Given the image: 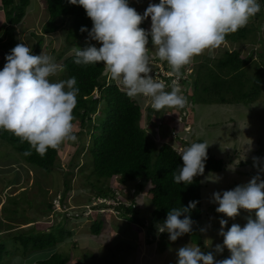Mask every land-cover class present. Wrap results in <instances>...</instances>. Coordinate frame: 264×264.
Segmentation results:
<instances>
[{
	"label": "rangeland",
	"instance_id": "obj_1",
	"mask_svg": "<svg viewBox=\"0 0 264 264\" xmlns=\"http://www.w3.org/2000/svg\"><path fill=\"white\" fill-rule=\"evenodd\" d=\"M128 2L130 7L143 15L150 4L159 3L160 0ZM25 12L21 23L13 25L9 22L10 17L0 0V70L6 63V56L11 53L12 48L6 47L5 44L12 37L16 45L24 43L32 49V53L41 39L40 54L44 51L52 55L60 65L65 58L75 54L74 49L82 48L84 45L83 39L74 48L67 46L72 23V19L69 18H59L57 21L59 29L52 34L43 35V28L50 20L46 0H29ZM258 14L259 18L253 17L247 24L253 31L246 40L236 43L225 42L217 49L205 50L183 67L185 68L183 76L166 69L164 63L167 62L156 57L149 37L151 75L160 82L162 79L160 74L164 77H174L177 85L179 82L187 81L183 87L186 92L183 90L181 93L188 102L183 111L181 108L166 107L150 120L148 111L145 110L148 106L151 107L150 98L135 97L137 103H147L143 107L141 126L153 137L158 146L168 143L179 153L185 148L184 142L188 144L199 140L206 142L209 145L207 158L211 156L223 160L226 164L227 170L224 172L202 175L203 218L193 223V226L199 227L201 231L203 229L200 236L181 237L171 244L163 238L164 236L162 237V233H157L153 241L152 236H147L146 228L132 224L116 211H111L108 206L113 207L114 203L109 199L98 198L96 189L97 186L115 188L119 186L118 179L97 182L92 174V166L88 164L91 138L88 134H79L80 124L77 121L74 124L77 140L66 141L59 146L57 167L48 174L17 158L9 145L0 144V243L3 242L9 252L2 264H40L56 253H62L68 259L67 264H177V250L191 243L199 245L205 254L212 252L217 260L228 258L230 252L227 248H224L222 253L215 251L217 244H223V237L219 235L220 220L228 221L227 228L233 224L243 227L249 216L255 219V211L241 209L237 217L228 218L216 211L218 204L214 203V193L233 190L237 186L247 184L257 175L264 179V103L200 104L201 91L197 96H193L194 99L190 96L194 93L193 82L198 76L194 75L197 71L194 69L204 65L202 68L205 74L207 66L215 68L211 60L215 61L225 52L237 50L243 59H250V64L246 68L247 77L255 75L257 65L264 66V11L261 9ZM140 26L150 31L151 18L146 19ZM94 42L96 47L101 46L97 41ZM167 66L169 68L168 64ZM52 79H67L66 72L63 71ZM172 81L167 79L168 84H165L167 91L171 90ZM108 82L113 83L109 80ZM98 97L96 93L95 98ZM191 102H194V105H191ZM105 105L102 103L99 106V112L93 118L103 116ZM153 120L157 126L151 125L150 121ZM101 121L102 118H97L95 125L99 126ZM257 157L259 160H254ZM67 180H70V190L62 199L63 193L66 192ZM130 185L132 187L120 185L116 191L118 194L121 193V196L117 195V198L127 206L134 204L139 216L148 221L152 212L149 194L151 186L146 185L142 192L134 193L137 183ZM50 206L53 207L52 211ZM96 221L103 222L102 232L104 236L108 235L107 241L100 240V237L93 233L92 226ZM49 231L55 233L59 239L56 246L44 250H30L25 255L14 240L18 234ZM143 249L146 250L144 255L149 261L140 256ZM88 253L94 256H88L80 263H72L73 257L78 261Z\"/></svg>",
	"mask_w": 264,
	"mask_h": 264
},
{
	"label": "clouds",
	"instance_id": "obj_2",
	"mask_svg": "<svg viewBox=\"0 0 264 264\" xmlns=\"http://www.w3.org/2000/svg\"><path fill=\"white\" fill-rule=\"evenodd\" d=\"M70 3L84 8L93 23L89 37L101 45L98 48L89 43L74 49L75 64L103 62L110 82L130 99L150 98L155 111L166 107L182 109L188 100L181 93L186 92L184 82L177 85L174 77L161 74L160 82L151 75L149 37L156 57L166 61L173 74H179L195 56L221 47L229 34L247 26L261 11L258 0H160L150 4L143 15L130 7L128 0H70ZM149 17L151 29L147 31L140 25ZM85 31L88 29L82 27L81 32ZM63 71L52 55L44 51L34 55L24 43L17 44L6 56L0 70V130L29 145L25 156L32 155L34 150L44 157L49 149L77 140L73 123L79 94L77 80L52 79ZM170 78L174 82L171 80V90L167 91L165 84ZM208 147L206 142H194L179 153L183 167L172 173L175 184L190 185L194 177L203 175ZM196 203L171 208L155 234L167 232L170 241L175 242L191 233L193 221L186 213ZM214 203L218 204L216 211L228 218L234 219L244 209L255 211V219L249 216L245 226L233 224L230 228L227 220H220L223 244H217L215 251L222 253L227 248L228 258L217 260L212 252L205 254L199 245L191 243L177 250V264H264V179L257 175L233 190L216 192ZM117 206L108 207L119 215L114 210Z\"/></svg>",
	"mask_w": 264,
	"mask_h": 264
},
{
	"label": "trees",
	"instance_id": "obj_3",
	"mask_svg": "<svg viewBox=\"0 0 264 264\" xmlns=\"http://www.w3.org/2000/svg\"><path fill=\"white\" fill-rule=\"evenodd\" d=\"M258 2L264 11V0H258ZM1 3L10 17L9 22L13 25L20 24L25 17L29 0H19L18 2L16 0H1ZM46 4L50 20L43 28V35L52 34L59 29L57 24L59 18H69L72 19V23L67 38V46L74 48L83 39L82 48L89 43L95 45L94 40L89 37V32L93 27L92 20L87 16L82 6L71 4L70 0H46ZM259 17L260 15L257 14L254 18ZM82 27L88 31L81 32ZM252 31L253 29L245 26L237 32L229 34L225 42L236 43L246 40ZM33 35L35 36V34ZM40 40L34 47V55L40 54L39 47L42 44ZM5 46L12 49L16 46L13 37ZM75 59V54H73L65 58L61 65L66 72L67 79L75 77L77 80L76 87L79 88V94L78 103L73 112V123L79 121V134L90 135L88 164L92 166V174L96 177L97 182L117 178L118 185L122 187H132L130 184L137 183L134 187V193L142 192L146 185H150L152 212L148 221L141 218L134 204L127 206L121 202V199L117 198V195L121 196V193L118 194L116 191L119 186L115 188L97 186L98 198L116 201L119 205L115 209L120 215L130 223L146 228L148 235L152 236V240L156 238L155 233L158 232V225L163 223L169 210L173 207H186L189 202H197L196 207L186 215H190L193 223L201 221L203 218L204 188L202 175L194 177L193 183L190 185L175 184L172 173L183 167V160L172 145L163 143L158 146L153 137L141 126L143 107L146 103H137L134 98L127 97L124 91L118 89L114 83L109 84L103 62L85 66L75 64ZM211 61L215 68L207 66L205 74L202 68L204 65L196 68L197 71H195L198 76L193 82L194 93L190 96L191 99H194L193 96H197L198 92L201 91L200 104L249 105L250 103H264L263 65H257L255 75L247 77L246 68L250 64V59H243L237 50L225 52L222 57ZM164 64L168 70L167 63ZM184 71L185 68H182L178 75L183 76ZM185 82L187 83V81ZM96 93L99 95L98 98H95ZM102 103H105L106 107L103 110V116H99L102 121L98 126L95 123L99 117L93 118V116L99 112V106ZM145 110L148 111L150 120L159 112L149 106ZM150 123L157 126L155 120L150 121ZM181 127H183L182 124ZM175 128L178 129V127ZM0 144L9 145L16 153L17 158L30 166L45 171L46 174L51 173L57 167L58 149H49L44 157L38 155L34 150L32 155L25 156L24 152L28 150L29 145L26 142L21 143L12 133L4 130H0ZM183 144L185 148L191 145L186 142ZM207 152H209V148ZM226 170V164L223 160L210 156L205 161L204 173H220ZM69 184L70 180L65 181L66 192L63 193L62 199L70 190ZM50 209L52 211L53 207L50 206ZM183 218L182 216L181 219ZM102 223V221L94 223L92 226L94 234L101 231ZM201 232L199 227L192 225V232L182 237L200 236ZM161 235L167 239V242L174 243L170 241L167 232ZM14 240L18 244L19 250L22 249L23 255L30 250L52 248L59 241L55 233L50 231L48 233L18 234ZM8 255L6 245L1 242L0 264ZM88 256L84 255L83 257ZM17 258L20 259V257ZM20 260L22 261V259ZM67 260L62 253H56L40 264H67Z\"/></svg>",
	"mask_w": 264,
	"mask_h": 264
},
{
	"label": "crops",
	"instance_id": "obj_4",
	"mask_svg": "<svg viewBox=\"0 0 264 264\" xmlns=\"http://www.w3.org/2000/svg\"><path fill=\"white\" fill-rule=\"evenodd\" d=\"M196 70V68L194 69V71ZM125 223H127V222H125ZM144 229V228H143ZM116 234H118V233H115V235ZM95 236H98V237H100V240H102V241H107V238H108V235L107 236H104V234H103V232H102V228H101V231L98 233V234H95ZM147 236H149V235H147ZM112 237L114 238V235H112ZM102 238H105V239H102ZM144 240V239H143ZM113 247V246H112ZM143 248H144V246H143ZM144 250L145 249H143L142 250V254H140V256L141 257H143L144 256V258H147V256L146 255H144ZM145 252H146V250H145ZM88 255H89V253H88ZM87 255V256H88ZM86 256V255H85ZM89 256H94V254H92V255H89ZM84 259H87V257H82V258H80L78 261L77 260H75V258L73 257V259H72V263H80V261H83ZM148 259V258H147ZM76 261V262H75ZM148 261H149V259H148Z\"/></svg>",
	"mask_w": 264,
	"mask_h": 264
},
{
	"label": "built area",
	"instance_id": "obj_5",
	"mask_svg": "<svg viewBox=\"0 0 264 264\" xmlns=\"http://www.w3.org/2000/svg\"><path fill=\"white\" fill-rule=\"evenodd\" d=\"M115 204V203H114ZM115 205H119L118 203H116Z\"/></svg>",
	"mask_w": 264,
	"mask_h": 264
}]
</instances>
